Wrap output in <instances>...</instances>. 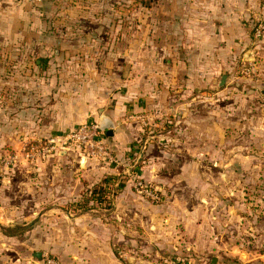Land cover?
Returning <instances> with one entry per match:
<instances>
[{"label": "crops", "instance_id": "crops-1", "mask_svg": "<svg viewBox=\"0 0 264 264\" xmlns=\"http://www.w3.org/2000/svg\"><path fill=\"white\" fill-rule=\"evenodd\" d=\"M80 1L81 12H94L96 8V12L108 13L107 0H92L90 5L95 6L92 8L87 3L82 7L84 0ZM196 2L200 4L196 0H160V25L156 34L157 38H171L169 44L162 41L160 47L164 48L161 53L172 56L166 62V75L156 68L159 79L146 98L137 99L136 90L132 88L136 80L130 78L121 97H114L115 104L108 110L99 107L95 90L87 91L81 76L59 82L47 74L46 82H54L50 85L54 91L49 95L43 93L47 86L45 72L43 80H39L41 84L26 85L28 91L25 92L22 85L15 87L17 95L13 99L16 97V100L11 104L15 130L5 141L15 160L10 172L7 169L0 173V264H45L46 258L57 264H167L179 258H184L187 264H205L208 259L212 264H219L218 258L212 255L220 250L217 245L222 238L219 220L210 216L211 223H208L197 216V206L205 209L199 200L204 176L195 175L192 169L189 172V167L199 162L194 154L193 157L181 156L180 150L227 148V140L220 139L225 134L227 112L222 109L214 113L212 122L211 112L204 110L208 107L206 104L199 105L202 110H195L198 97L193 91L198 85L208 86L217 69L228 70L233 65L228 53L232 49L234 54L241 50L243 37L236 14L231 13L236 9L230 10L228 6L237 8L242 1L218 0L221 10L216 16L219 19L213 15L214 10H207L211 20L217 19V29L209 27L203 12L207 25L197 26V19L189 13ZM106 20H109L107 15L98 19L101 29L96 32L108 35L102 26ZM195 29L202 36L189 39ZM179 38L185 40L178 41ZM232 41L235 47L230 50L228 46ZM79 49L82 48H73L75 52ZM62 50L65 54L70 48ZM181 54L185 55V60L179 59ZM194 55L198 56L196 65ZM208 62L214 63L213 66L207 65ZM52 65L51 62L32 63L36 69L44 71ZM77 65L61 61L56 66ZM196 72L202 77H195ZM46 99L48 103H43ZM262 110L264 112V108ZM262 110L246 115L242 107L238 108L235 111L239 118L235 120L238 132L241 134L246 119L250 121L252 134H263ZM99 112L114 124L112 136L104 134L114 162L81 159L73 155L78 153L73 148L63 149L60 155H66L64 157L53 155L29 163L22 160L26 142L60 137L83 122H97ZM201 112L206 126L210 130L218 129L217 141H214L215 136H196L197 117ZM135 151H141L137 158L138 178L161 192L160 204L142 201L127 182L108 209L75 213L68 207L91 191L101 178L116 175L126 157ZM217 160L226 162L225 157ZM222 178L226 180V175ZM263 219L252 220L256 243L264 242V228L260 229L264 227Z\"/></svg>", "mask_w": 264, "mask_h": 264}, {"label": "rangeland", "instance_id": "rangeland-1", "mask_svg": "<svg viewBox=\"0 0 264 264\" xmlns=\"http://www.w3.org/2000/svg\"><path fill=\"white\" fill-rule=\"evenodd\" d=\"M91 1L84 0L82 7H86L85 3L90 8L95 7L90 5ZM107 1L109 2L108 13L105 15L109 20H106L102 26L109 32L108 35L103 34L104 32H96L101 29L97 21L102 16L105 17L104 13L96 12V8L94 12L91 11L92 13L81 12L80 0H0V109L2 108L0 112V173L1 170L6 172L7 169L10 172L15 160L11 154L12 150L7 148L5 141L14 134L15 130L11 104L12 100H16V97L13 98L17 95L14 92L17 85L25 86L23 89L26 92L28 91L26 85L31 87L36 86L35 83H42L39 80H43L42 74L45 72L44 84L48 87L45 86L46 90L43 93L49 95L54 91L50 86H53L54 82L51 81V84L46 82L47 74L59 82L66 78L73 79L75 75L81 76L84 88L87 91L91 88L95 90L99 107L108 110L115 104L114 97H121L124 85L129 78L136 80L132 88L136 90L137 99H142L154 91L160 75L158 73L157 76L156 68L158 67V70L166 75L168 69L166 62L172 55L161 53L164 48L161 49L160 44L162 41L169 44L171 38H161V36L157 38L156 30L160 25L158 21L160 0ZM196 1L200 4L196 2L189 13L197 19V26H206L208 19L209 27L217 29V19L220 17L216 15L218 10H221L218 0ZM241 1V6L237 8L228 6L230 10L236 9L231 13L236 14L237 26L242 33L241 50L234 54L232 48L235 45L232 41L228 46L230 50L232 49L228 55L233 60L230 69H217L216 73L212 74L208 86L198 85L193 91V94L198 97L195 110H202L199 105L206 104L208 107L204 110L211 112L212 122L215 120L214 115L220 110L224 109L227 112L223 131L225 134H222L220 138L227 140V148L209 147L200 150L196 147V150H180V155L193 157L191 155L194 154L199 163L192 168L189 167V172L192 169L195 175L204 176L199 200L205 209L197 206V216L208 223H211L210 216L219 220L222 238L217 245L220 250L217 249V253L212 255L218 258L219 264H264V242L256 243L252 230V220L256 222L258 217H264V133L260 136L256 133L252 134L250 121L246 119L243 121L245 125L241 134L235 125L237 124L235 120L239 119L235 115L238 108L242 107L246 115L252 112L260 113L264 108V0ZM233 5L236 6V4ZM207 10L211 12L214 10L213 15L217 19L211 20ZM202 12L207 19L203 18ZM196 36H202L197 29L192 30L188 38L195 40ZM184 40V38L178 39V41ZM240 42L241 40L238 41ZM65 47L70 50L64 54L62 48ZM75 47L82 49L75 52L73 50ZM184 56L181 54L179 59L185 60ZM197 58L198 56L194 55L195 65L198 63ZM61 61L78 65L62 68L56 66ZM37 62H51L53 65L44 71L32 66V63ZM209 64L213 66L214 63L208 62L207 65ZM61 74L65 77L61 78ZM182 75L180 72L179 76ZM222 76H226V81L220 87L218 83ZM195 77L202 76L196 72ZM250 95L253 96L249 97ZM43 103H48V99ZM262 115L264 116V112ZM203 117L204 113L197 117L196 136L199 138H204L201 134L211 138L215 136L214 141H217L218 129L210 130L206 126V121H203ZM85 123L97 124L95 120L82 124ZM259 131L262 133V130ZM99 132L110 151L111 161L92 160L101 163L114 162V155L106 141L105 133ZM26 138L29 139L28 135ZM38 140L24 144L22 160L29 163L33 159L43 158L38 156L36 151H32V147ZM68 148L75 149L61 145L48 156L64 157L66 155H60V153ZM140 152L135 151L133 155L126 157L124 166L119 167L116 175L104 176L113 178L115 185L122 183L125 186L129 182L130 189L142 201L158 205L162 202L161 192L138 178L137 158ZM78 153L73 155L81 159H91L83 153ZM222 157L226 159L225 164L217 160ZM223 175H226V180L222 178ZM138 182L142 183L143 190L151 193L154 198L139 194ZM122 189H119L115 196ZM114 197L110 205L100 210L110 208ZM262 222L264 223V219ZM261 228L264 227L260 226ZM179 259V261L171 262L187 264L184 258ZM210 263L208 259L205 264Z\"/></svg>", "mask_w": 264, "mask_h": 264}, {"label": "built area", "instance_id": "built-area-1", "mask_svg": "<svg viewBox=\"0 0 264 264\" xmlns=\"http://www.w3.org/2000/svg\"><path fill=\"white\" fill-rule=\"evenodd\" d=\"M60 145V146H59ZM63 146L74 147L84 156L91 159H103L104 161H111L110 151L106 146V143L101 137V133L98 130L96 123H85L77 126L64 136L55 137L51 139L38 140L32 147V151H36L38 156L43 158L48 157L57 148ZM143 184L137 183V191L139 194H146L151 198L154 196L151 193L143 190ZM45 264H57L51 258L45 259ZM178 264V263H170Z\"/></svg>", "mask_w": 264, "mask_h": 264}, {"label": "trees", "instance_id": "trees-1", "mask_svg": "<svg viewBox=\"0 0 264 264\" xmlns=\"http://www.w3.org/2000/svg\"><path fill=\"white\" fill-rule=\"evenodd\" d=\"M113 178L103 177L99 184L95 185L89 193L83 194L75 203L69 204L75 213H84L91 209H101L112 202L117 191L124 187V184L115 185ZM115 187V188H114Z\"/></svg>", "mask_w": 264, "mask_h": 264}, {"label": "water", "instance_id": "water-1", "mask_svg": "<svg viewBox=\"0 0 264 264\" xmlns=\"http://www.w3.org/2000/svg\"><path fill=\"white\" fill-rule=\"evenodd\" d=\"M226 81V76H222L220 81H219V86H223V84ZM97 126H98V130L105 133L107 136H112V131L114 129V124L112 123V121L110 120L109 117H107L106 115L101 114V112H99V118L97 121Z\"/></svg>", "mask_w": 264, "mask_h": 264}]
</instances>
